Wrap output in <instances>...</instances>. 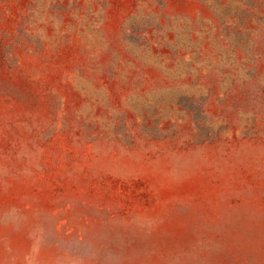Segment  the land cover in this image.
I'll return each mask as SVG.
<instances>
[{"label":"rangeland","instance_id":"rangeland-1","mask_svg":"<svg viewBox=\"0 0 264 264\" xmlns=\"http://www.w3.org/2000/svg\"><path fill=\"white\" fill-rule=\"evenodd\" d=\"M0 264H264V0H0Z\"/></svg>","mask_w":264,"mask_h":264}]
</instances>
